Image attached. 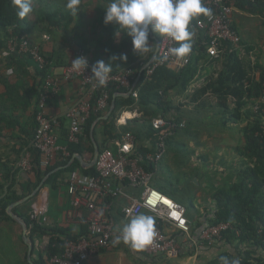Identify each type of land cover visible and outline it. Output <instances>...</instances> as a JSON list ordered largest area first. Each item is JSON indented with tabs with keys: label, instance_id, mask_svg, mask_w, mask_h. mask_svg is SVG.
Segmentation results:
<instances>
[{
	"label": "trees",
	"instance_id": "16d2710c",
	"mask_svg": "<svg viewBox=\"0 0 264 264\" xmlns=\"http://www.w3.org/2000/svg\"><path fill=\"white\" fill-rule=\"evenodd\" d=\"M104 1L110 2V0ZM261 3L264 1L255 4L246 3V6L253 9L254 5ZM79 9L80 4L78 11ZM74 17L75 15L72 14L71 10H66L61 18L57 14H51L47 19L51 27L65 24V28H68ZM202 17L194 18L191 22L190 30L195 32V36L191 41L193 47L188 55L190 60L186 66L179 70L161 66L150 77H146V72L143 71L133 89V93H137V98H134L132 93L126 97L131 89L111 87L108 109L102 113L91 114L84 127L85 136L80 139L78 144H67L69 128L60 122L59 133L62 131V139L67 144L68 158L58 156L45 171H42L39 167L38 153L33 150V168L30 172L23 173L18 164L24 148L27 146H20L18 150L12 149L11 152L7 153L0 148V231L14 234L17 240L23 244L22 228L7 214V208L10 205L32 194L41 183H43V187L54 191L61 186H67V178L71 173L80 172L86 176L96 174L94 167L84 170L79 160L72 159L75 155L82 156L84 153H87L92 159L94 153L90 136L92 126L97 119L107 113L112 99L118 95L110 117L106 121L98 122L94 127V141L100 153L105 149L114 150V142L120 140L127 132H131L138 143L133 155L143 158L141 165L145 171L154 175V187L178 203L180 201L175 196L163 192L164 184L172 188L181 186L183 191L190 193L194 186L192 180L196 178L199 181V178L206 177L214 185L208 200H206L207 204L198 208L194 205L191 197L189 205H183L186 208V217L190 223L194 224V230L198 235L208 227H215L220 224L229 225L230 228L222 233L220 243L229 245L233 250V252H220L215 259L206 264H222L223 257L228 259L239 257L241 264H264V104L260 105L258 111L254 110L257 101L264 94V72L260 73L258 80L250 76L251 64L246 62V59L240 58L239 55L238 48L242 45L241 41L237 45L224 44L223 57L210 60L211 63L220 62L221 70L215 79H207L202 87L194 90L190 98L193 107L189 112H181L171 102L172 92L178 94L187 92L197 78L200 66L209 59L202 44L205 35L195 31L196 22ZM106 29L109 34H112L110 39L106 41V46L109 47L117 42L116 48L108 50L107 55L116 56L115 52H117L116 57H119L123 51L127 52V54H123L127 56L126 61L117 59L118 62H111V73H118L130 68L137 77L139 72L148 64L153 53L144 57L134 55L130 38L120 34L119 39L115 40L114 34L118 31L116 26L106 25ZM9 30H12L13 34L19 38L25 36L29 39L26 18L20 20L16 16V10L13 8L11 0H0V62L8 69L14 70L13 78L0 76V88H2L0 91V126H7L12 121L19 124L18 119L14 118V113L10 112L14 107L12 102L8 100L21 98L23 101L27 100V92L24 85L19 84V80L25 62L27 60L32 61L28 56L17 53L3 56L9 38ZM39 47L46 65L42 70H37L42 82L36 98L34 133L37 129V105L44 78L53 67L63 69L71 65V62H58L54 55H45L44 49ZM79 49H84V46L79 45ZM211 99L214 100V103L210 102ZM7 102L11 105L8 106ZM125 112L141 114V119L133 122L137 124L138 121L141 122L142 127L133 129L117 127V121ZM191 112L196 113L197 116L193 118V115H190ZM200 115L201 118L198 117ZM158 118H162L166 122V126L155 130L152 127V122ZM206 120L209 123H204ZM227 130L238 133V144L234 149L235 163L230 166L234 171H223L221 173L222 179L214 175V181H216L212 182L208 174H202L196 167L192 168L193 171L182 170L190 164V156L194 154L193 150L188 149V143L192 142L196 144V147H200L203 134L223 133ZM2 139L3 134L0 131V141ZM145 142L149 143L150 148L145 145ZM161 143L165 147L164 159L172 155L173 163L179 167L178 176L175 175V171L168 169L169 177H165L161 171V173L156 171L155 164L145 161V156L148 153L152 152L153 155H156ZM56 169L59 170L50 174ZM172 178L176 179L177 184L170 180ZM178 180H184V183H178ZM123 185L128 186L127 183H123ZM34 200L35 198H32L14 208L13 213L22 219L28 227V238L34 243L33 262L35 264H50V260L54 256L63 252L66 239H80L86 236V231L82 233L83 236L73 238L60 228L42 227L34 224L29 219ZM156 225L164 230L160 221L156 220ZM40 237H44L47 241L45 254L44 256L38 254L34 259L35 242ZM25 248L27 249L26 246ZM24 261L28 264L26 253L24 254Z\"/></svg>",
	"mask_w": 264,
	"mask_h": 264
},
{
	"label": "built area",
	"instance_id": "2783aa9c",
	"mask_svg": "<svg viewBox=\"0 0 264 264\" xmlns=\"http://www.w3.org/2000/svg\"><path fill=\"white\" fill-rule=\"evenodd\" d=\"M264 0H203L205 7L212 10L210 17L203 16L197 20L195 31L205 35L203 46L205 54L209 59H221L224 55V44L237 45L240 43V35L233 28L232 14L236 5L240 2L255 4ZM9 38L3 56L10 54H20L28 56L36 65L37 69L42 70L46 62L41 55L40 47L25 37H17L12 30L8 31ZM47 39V37H44ZM157 58L145 70L146 77H150L154 71L161 66H168L179 70L189 63V57L177 59L168 49L175 45L170 40L160 38ZM167 55L166 60L162 58ZM77 57L86 58L89 67L84 71H75L72 65L61 69L60 75L54 73L51 68L44 78L42 90L39 94L37 105V129L29 146L22 154L18 164L20 170L30 172L33 168V153L36 151L39 156V167L45 171L58 156L69 157L67 144H78L84 135V127L92 113H102L109 106L110 88L132 89V83L136 78L135 72L128 68L118 73H110L109 79L104 86H97L96 82L90 77L92 75V64L88 60L85 52L79 50ZM76 80L80 84V98L65 114L69 121V131L67 144L60 145L57 129L60 127V120L49 117L46 113L48 102L53 99L60 91L63 82ZM264 84V83H263ZM134 98L137 93L132 91ZM264 104V94L257 101L254 110L258 111L260 105ZM166 126L162 118L153 120L152 127L159 130ZM115 150L105 149L99 153L94 165L96 174L86 176L80 172L68 175L66 192L71 198V205L74 210L84 208L87 212L85 219L86 236L80 239H66L64 250L60 255L54 256L50 264H86L92 257L102 250L110 247L114 235V222L109 216L110 203L119 197H127L123 185L140 188L139 199H133L122 209V216L128 219L131 215L146 211L160 221L162 225H168L179 230L184 235H189L191 228L190 222L186 217V208L165 196L153 187V175L142 167L143 158L134 156L136 147L135 137L127 132L120 140L114 143ZM165 147L161 143L156 155L148 154L145 161L156 164L162 157ZM149 201H154L149 205ZM46 207L33 206L29 213L31 222L38 226L49 227ZM75 212H69L68 220L74 221ZM157 236L154 243L146 250L140 251L148 255L165 253L169 256H176L179 249L178 240L170 233L162 230L155 225ZM230 228L227 224H220L215 227L204 229L197 238L200 247H211L221 240L222 233Z\"/></svg>",
	"mask_w": 264,
	"mask_h": 264
},
{
	"label": "crops",
	"instance_id": "0c3cea01",
	"mask_svg": "<svg viewBox=\"0 0 264 264\" xmlns=\"http://www.w3.org/2000/svg\"><path fill=\"white\" fill-rule=\"evenodd\" d=\"M32 3L34 11L26 18L27 28L29 29L28 36L32 43L38 44L44 49L45 55H54V58L58 62L65 61L66 63H70L77 57L76 53L80 50L79 45H83L84 49L82 50L85 52L92 66L95 65L98 60H104L106 63L108 62V58L111 57V55H107L109 52L108 50L112 48L115 49L117 45V42H114L109 47L106 46V41H108L112 35L109 34L104 24V9L109 2H105L104 0L80 1V9L68 28H65V24H61V26L58 27H51L47 19L51 14H57L58 17L61 18V16L66 13V10H68L65 7L67 0H32ZM246 3L247 2H240L236 5L232 14V25L239 33L240 41L242 42V45L238 48L240 58L246 59V62L251 64L252 71L250 76L258 80L260 78V73L264 72V3L254 5L253 9L247 7ZM114 35L115 40H118L121 36L116 35V33ZM44 37H47V39H44ZM154 38L160 40L159 37L150 35V41L153 42V50H155L156 46ZM122 54H127V52L123 51ZM115 55L117 56L118 53L115 52ZM210 60L211 59H208L202 63L197 78L187 92L182 94L172 92L171 102L181 112H189L193 107L190 98L194 90L202 87L207 79H215L218 72L221 70L220 62L211 63ZM53 69L56 75H60L61 68L56 69L53 67ZM37 70L33 61L27 60V62H25L19 84L24 85V89L28 95L27 100L23 101L22 98L18 100H8L12 102L14 107L10 112L14 113V118L18 119L19 124H17L16 121H12L9 122L7 126H0V131L3 134V139L0 141V148L6 153L11 152L12 149L18 150L20 146H29L33 137L35 129L34 111L36 107V98L42 82ZM13 73L14 70L8 69L0 62V76L13 78ZM1 90L2 88H0V91ZM80 94V84L78 81L72 80L63 82L59 93L47 104V115L61 120V124L63 123L66 128H69L70 123L65 118V114L76 104L80 98ZM29 96H31V98H29ZM210 102L214 103V100L211 99ZM7 103L8 106L11 105L9 102ZM140 119L141 114L136 112H125L117 121V127H127L131 129L142 127L141 122L138 121V124L133 122ZM61 132L59 133L58 128L57 135L59 143L60 145H66L62 139ZM137 144L136 140V146ZM145 145L150 148L148 142H145ZM148 154L153 155L152 152ZM77 157H80L81 161H79L84 170L90 168L87 166V163L92 159H90L87 153H84L82 156L75 155L73 158L77 159ZM164 158L165 151L161 159L155 164L156 171L159 173L162 172L161 174L163 176H165L164 171H168V169L169 171H173L174 168H172V166L175 165L173 164L172 155H169L166 159ZM189 169L188 165L182 170L190 171ZM153 180L154 175L152 177V185L154 187ZM118 186L123 187L127 197L116 198L110 203L109 216L114 222V235L110 247L92 256L86 264H206L215 259L222 251L233 252L229 245L220 243L221 241L215 243L211 247H200L197 243L198 233L194 230L193 223H190L191 231L189 235H184L179 230L168 225H162L165 231L172 234L178 240L179 249L176 256H169L165 253L148 255L140 251H135L122 242L115 245L113 241L115 236L118 235L117 228L127 221V219L122 216V209L131 203L133 199H139L141 194L140 188L121 184H118ZM162 190L163 192H167L164 187H162ZM191 191L194 193L195 190L192 189ZM160 192L162 193V191ZM202 192L205 193V191ZM167 193L169 194V192ZM34 198V205L36 207L44 206L47 208L46 215L50 228H60L73 238L83 236L82 233L86 231L85 219L87 217V212L84 208H78L77 210L73 209L71 198L67 194L65 186H61L54 191L42 186ZM200 199L201 196L195 192L194 200ZM177 200H179L182 205L186 206L183 201L178 198ZM196 207L199 208V206ZM69 212H75L74 221L68 220ZM142 213L151 215L146 211ZM6 240L10 241V244L18 242L14 234L0 231V264H26L24 261V254H27V249H25L24 253L19 251L20 258L18 262H13L9 256L4 255V241ZM46 243L47 241L44 237L36 239L34 259L38 254L44 256Z\"/></svg>",
	"mask_w": 264,
	"mask_h": 264
},
{
	"label": "clouds",
	"instance_id": "9594fccd",
	"mask_svg": "<svg viewBox=\"0 0 264 264\" xmlns=\"http://www.w3.org/2000/svg\"><path fill=\"white\" fill-rule=\"evenodd\" d=\"M16 16L24 20L33 13L32 0H11ZM80 0H67L66 9L77 15ZM212 10L203 4V0H110L104 9V24L115 25L116 35L123 34L131 39L134 55L144 57L153 53L150 35L175 43L168 53L177 59L187 57L192 51V39L195 32L190 30L191 22L199 16L210 17ZM168 57L165 55L162 60ZM126 61L127 56H112L106 63L98 60L91 67V79L97 86H104L112 71V61ZM73 70L84 71L89 67L86 58L77 57L71 61ZM152 205L154 201H149ZM156 219L143 213L131 215L122 226L117 228L115 245L121 242L135 251H144L154 243L157 236ZM222 264H241L239 257L222 258Z\"/></svg>",
	"mask_w": 264,
	"mask_h": 264
},
{
	"label": "rangeland",
	"instance_id": "374dc122",
	"mask_svg": "<svg viewBox=\"0 0 264 264\" xmlns=\"http://www.w3.org/2000/svg\"><path fill=\"white\" fill-rule=\"evenodd\" d=\"M190 115H193V118L197 116L196 113L191 112ZM202 115V114H201ZM201 115L198 116L201 118ZM204 123H209L208 120H206ZM212 124V123H211ZM238 144V133L236 131H225L223 133H216L211 132V134H203L202 137V145L200 147H196V144L190 142L188 143V149L193 150L194 154L190 156V164L189 168L190 171H193L192 168L196 167L202 174H208L209 178L212 179V182L215 179L216 175L219 179H222L223 171H234L230 166L234 165V149L235 146ZM205 158V159H204ZM205 160V161H203ZM174 164V163H173ZM174 168L173 171H175V175L179 174V167L176 165L172 166ZM165 176L168 177V172L164 171ZM178 176V175H177ZM169 179V178H168ZM196 179V178H194ZM194 179L192 180V183L194 182ZM173 183L177 184V181L175 178L170 179ZM216 181V180H215ZM214 181V182H215ZM184 183V180H178V183ZM212 183L210 180L206 177L199 178V181L197 179V184L194 183V186L192 189H194V193L199 194L201 196V199L203 200H194V193L193 191H190L188 193L187 191H183V188L174 186L169 187L167 185H163L165 190L169 192V194L176 196L178 199L183 201L185 205H189V199L193 198V203L196 206H203L207 204V201L209 198V193L211 192V189L214 187V185H211ZM216 186V183H214ZM202 191H205L202 192ZM18 242L10 244V241L6 240L4 245V255L9 256L13 262H18L19 260V251L23 252L25 251V244L21 243L19 240ZM12 243V242H11Z\"/></svg>",
	"mask_w": 264,
	"mask_h": 264
},
{
	"label": "water",
	"instance_id": "95a60500",
	"mask_svg": "<svg viewBox=\"0 0 264 264\" xmlns=\"http://www.w3.org/2000/svg\"><path fill=\"white\" fill-rule=\"evenodd\" d=\"M154 40H155L156 46H155V50H154V52L152 54V57H151L150 61L148 62V64L139 72L138 76L136 77V80H135V83H134L132 89L130 90V92L126 96L131 95L135 84L139 81V79H140V77L142 75V72L145 71L155 61V59L157 58L160 41L157 38H154ZM116 96H114V98L112 99L110 108L107 111V113L104 116H102L101 118L97 119L96 122L92 126V129H91V132H90V136H91V139H92V142H93L94 153H93V156H92V160L89 163H87V166L90 167V168L94 167V165H95V163L97 161V157H98V155L100 153L99 148H98L96 142L94 141V136H93L94 127H95V125L98 122L106 121L110 117L111 113L113 112V110L115 108ZM77 159L80 160V157H77ZM73 160H74V158H73ZM58 170L59 169H56V170L52 171L50 174H53V173H55ZM194 183L197 184V179H194ZM42 186H43V183H41L39 185V187L32 194H30L29 196H26L22 200L10 205L7 208V214L9 215V217L13 221H15L17 225H19L22 228V241L27 247V262H28V264H35L33 262V260H32V252H33L34 243H33L32 240H30L28 238V233H27L28 227H27L26 223L13 213V209L18 207V206H20V205H22V204H24L25 202L29 201L30 199L34 198Z\"/></svg>",
	"mask_w": 264,
	"mask_h": 264
},
{
	"label": "bare ground",
	"instance_id": "6f19581e",
	"mask_svg": "<svg viewBox=\"0 0 264 264\" xmlns=\"http://www.w3.org/2000/svg\"><path fill=\"white\" fill-rule=\"evenodd\" d=\"M128 115V114H127ZM124 117V116H123ZM124 119V118H123ZM124 122V121H123Z\"/></svg>",
	"mask_w": 264,
	"mask_h": 264
}]
</instances>
